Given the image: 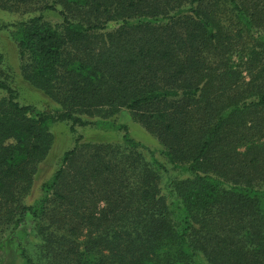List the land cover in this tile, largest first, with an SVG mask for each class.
Segmentation results:
<instances>
[{"label":"trees","instance_id":"obj_1","mask_svg":"<svg viewBox=\"0 0 264 264\" xmlns=\"http://www.w3.org/2000/svg\"><path fill=\"white\" fill-rule=\"evenodd\" d=\"M0 11L30 15L0 30L22 79L60 107L21 105L0 77V264H264V0H0ZM121 111L157 151L124 125L115 144L77 135L26 203L51 125L76 135L85 117Z\"/></svg>","mask_w":264,"mask_h":264},{"label":"rangeland","instance_id":"obj_2","mask_svg":"<svg viewBox=\"0 0 264 264\" xmlns=\"http://www.w3.org/2000/svg\"><path fill=\"white\" fill-rule=\"evenodd\" d=\"M43 16L46 21L59 22V18L54 14L45 13ZM28 17H30L29 14H10L0 11V25H9L23 21ZM0 53L3 57V62L0 66V77L17 92L18 102L21 105L31 106L39 112L51 115L60 112V107L56 103L22 79L17 46L10 38L9 33L4 30H0ZM246 58L242 52H234L230 56V63L235 66L245 62ZM3 96L4 94L0 93V98ZM84 119L92 124L85 128H77L76 135L70 133L69 124L67 123L59 122L50 126L49 131L53 138L52 146L45 160L38 166L31 193L26 200L27 204H32L40 197L41 184L47 181L55 172L63 153L73 147L74 139L77 135H80L85 142L91 144H115L121 140V133L117 131L116 127L124 125L129 136L144 147L153 151H157L160 148L157 139L140 124L136 123L126 111H121L107 120L98 117H85ZM158 160L165 163V160L160 157H158ZM30 229L31 222L27 219L24 226L18 229L12 238L18 242L23 241ZM12 264H22V261L14 259Z\"/></svg>","mask_w":264,"mask_h":264}]
</instances>
